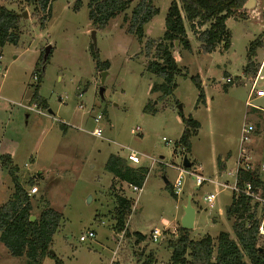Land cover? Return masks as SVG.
Instances as JSON below:
<instances>
[{"label": "rangeland", "instance_id": "1", "mask_svg": "<svg viewBox=\"0 0 264 264\" xmlns=\"http://www.w3.org/2000/svg\"><path fill=\"white\" fill-rule=\"evenodd\" d=\"M89 1L51 0L47 15L26 0H0V6L17 14L26 12L25 18L19 16L17 44L0 48V156L5 151L12 153L20 183L26 190L37 187L31 197L34 218L45 206L61 214L51 251L63 264H136L150 252L152 264H169L170 243L179 234L184 214L182 201L189 194L197 211L195 228L188 230L190 239L205 234L215 238L220 231L234 237V219L223 208L224 203L231 202V191L220 190L210 207L203 197L216 186L206 182L198 187L194 177L187 175L177 199L170 190L177 171L170 165H179L186 155L192 167L200 163L204 174L218 178L217 157L227 156L223 161L226 169L234 168L241 128L250 124L254 130L247 149L263 182L264 195V169H259L264 164V97L253 98L252 106L245 104L251 81L264 60V5L258 12L249 7L227 18L229 46L219 44L210 53L202 50L196 38V33L208 24L195 27L193 32L185 22L190 49L178 44L173 49L181 74L175 78L172 94L159 100L158 93H151L150 87L160 79L147 71L146 65L163 34L172 0H153L159 12L144 25L141 41L129 30L128 22L139 0H131L126 11L105 27L90 23ZM258 36L253 57L256 72L247 75L244 66L248 48ZM146 41L151 43L149 51L144 46ZM91 45L101 61L109 62L107 70L95 67ZM46 46L50 50L41 72L40 57ZM197 73L204 83L206 80L212 84L204 87L208 106L197 101L198 90L190 79ZM34 74L41 75L38 94L48 108L31 101L38 82ZM243 76L248 77L246 81ZM226 78L232 82L225 83ZM260 88H264L263 81L257 82L256 89ZM147 104L155 109L153 113L143 111ZM181 114L201 125L197 135L191 137L187 153L176 146L185 128ZM98 115L101 119L95 122ZM94 128L100 130L101 137L91 133ZM124 147L141 154L139 165L148 169L139 192L120 181L111 189L113 176L104 166L111 154L127 160ZM152 159L158 162L152 163ZM30 178L34 183L29 187ZM12 192L11 179L0 161V206ZM113 193L131 200L127 229L143 233V241L137 242L132 233L120 234L114 229ZM155 227L162 230L158 241L150 238ZM88 231L94 237L80 241L79 236ZM258 243H264V235ZM0 264L26 263L24 257H12L0 243ZM40 264H53V260L44 257Z\"/></svg>", "mask_w": 264, "mask_h": 264}, {"label": "trees", "instance_id": "2", "mask_svg": "<svg viewBox=\"0 0 264 264\" xmlns=\"http://www.w3.org/2000/svg\"><path fill=\"white\" fill-rule=\"evenodd\" d=\"M39 11L49 14L51 0H26ZM248 0H172L168 6L164 18V31L161 38L154 45V53L146 65V70L160 79L159 83H153L151 93H158L157 99L172 94L176 87L175 78L181 74L180 68L173 55L175 42L186 50L190 49L187 38L185 22L195 32V27L208 26L196 33L197 40L201 43L202 50L206 53L213 52L219 44L228 48L230 34L226 27V20L237 10H246L244 5ZM131 0H90L88 3V18L95 27H105L108 22L118 14L126 11ZM158 8L153 5V0H139L130 11L128 18L129 30L136 35L139 41L144 37V25L158 14ZM126 16H124L125 18ZM19 16L13 10L0 6V48L6 44H17L20 33L18 30ZM45 20L40 17L41 25ZM264 34V31H263ZM262 34V35H263ZM260 36L254 39L248 48L249 56L244 66L245 74H254L253 57L255 48L259 45ZM150 41L145 42V48L150 50ZM90 46L91 55L95 60V67L99 71L109 68L108 61H101L97 50ZM41 53L40 62L42 72L48 55L43 59ZM49 54V53H48ZM37 84L32 93L31 101L38 107L48 108L46 101L38 94L41 75L37 74ZM190 79L198 90V102L204 101V92L200 79L191 76ZM143 111L153 113L155 109L148 104ZM184 130L176 141V146L181 147L185 153L190 151V139L199 129V122L191 116L184 117L181 114ZM1 164L6 168L13 185L10 198L0 206V243L8 250L12 257L25 258L26 264H40L44 257L51 258L53 264H63L50 249L52 238L57 231L61 214L54 209L45 206L33 220L32 195L23 187L17 175L18 168L12 163L8 154L0 156ZM224 162L217 161L220 170ZM105 170L112 174L111 189L115 182H124L129 186L142 188L148 169L144 166H131L124 158L111 154L106 163ZM251 182L256 189L263 188V182L257 170L239 171V185ZM33 178L28 179L27 186L33 185ZM34 186V185H33ZM169 187L168 184L165 186ZM171 194L176 197L172 188ZM114 229L117 233L130 235L126 230V220L131 213V200L124 194L113 193ZM226 215L234 219L231 237L228 232L220 231L215 238L205 234L193 240L188 237V229L179 227L176 240L170 241L169 264H264V243H258V228L255 213L251 201L244 195L231 197V203L226 210ZM132 235L137 242L143 241L146 236L139 232ZM154 258L148 253L146 258L136 264H152ZM113 264V263H112Z\"/></svg>", "mask_w": 264, "mask_h": 264}, {"label": "built area", "instance_id": "3", "mask_svg": "<svg viewBox=\"0 0 264 264\" xmlns=\"http://www.w3.org/2000/svg\"><path fill=\"white\" fill-rule=\"evenodd\" d=\"M37 74L33 75V79L37 80ZM258 81H263L264 83V60L260 64L255 78L251 81V87L249 89V93L245 104L247 106H252L253 98L264 97V88L256 89V85ZM232 82L231 78H226L225 83L229 84ZM27 109L31 110V108L27 107ZM101 119V116H97L94 121L98 122ZM254 128L252 125H244L241 128L240 136H239V152L236 160V166L234 168L233 180L226 182L221 181L217 177L211 178L209 176L203 175L200 173V169L197 167H189L185 168L182 166V161L179 165H170L173 169L177 171V176L172 184V190L174 194L177 196L181 191L182 179L184 176H192L195 180L196 186H202L204 183H212L216 186L213 191L206 193L203 197V200L208 204V206H213L216 196L220 190H230L231 194L234 196L244 195L248 197L251 201L252 209L255 213V219L257 220V228H258V237L264 235V195L261 193V189L254 188L253 184L249 181L244 182L242 186L239 185V171H254L255 166L251 164L249 150L247 149L248 143L251 141V134ZM93 135L97 137H101V132L97 128H94L91 132ZM165 143H169L168 140L163 138ZM126 148V147H124ZM127 153V161L129 163L139 165V154L136 151L130 150L126 148ZM158 162L156 159H152V163ZM261 170L264 169V164L260 166ZM135 192H139L141 188L137 186H131ZM220 188V189H219ZM37 191V187L34 185L28 190L29 195L35 194ZM162 235V230L159 228H153L150 231V238L152 241H158ZM94 237V233L92 231H88L85 234H81L79 236L80 241H85L88 238Z\"/></svg>", "mask_w": 264, "mask_h": 264}, {"label": "crops", "instance_id": "4", "mask_svg": "<svg viewBox=\"0 0 264 264\" xmlns=\"http://www.w3.org/2000/svg\"><path fill=\"white\" fill-rule=\"evenodd\" d=\"M263 1L264 0H255L254 1V4H253V7H252V11L253 12H258V11H260L259 9H261L262 7H263V5H264V3H263ZM225 24H226V22H225ZM187 34V33H186ZM197 75L199 76V79H200V83H201V87H202V89H203V92H204V101L203 102H201V104L202 105H204V106H208V98L206 97V92H205V88L204 87H209V86H211L212 87V84H210L208 81H206L205 80V83H204V79H203V77L201 76V75H199L198 73H197ZM244 77V80L246 81V79L248 78V77H246V76H243ZM210 81V80H209ZM207 85V86H206ZM47 103V102H46ZM48 105V104H47ZM199 127H201V125L199 124ZM182 133V132H181ZM197 133H198V131H197ZM197 133H196V135H197ZM181 135V134H180ZM180 135H179V137H180ZM178 137V138H179ZM3 154H8L9 156H10V158H11V160L13 161V154L12 153H8V152H4ZM225 158H227V156L226 157H220V159H221V161H224V159ZM218 159H219V156L217 157V161H218ZM197 165H196V167L197 168H199L200 169V173L201 174H203V175H206V174H204L203 173V169H202V165H200V163H196ZM216 164H217V162H216ZM138 166H140V165H138ZM235 168V167H234ZM234 168H230L229 170H227L226 169V164H223V166H222V169H221V171L222 172H218V166H217V174H218V179L219 180H221V181H226V182H229V181H232L233 180V174H234ZM38 174H40V173H38ZM207 176V175H206ZM224 177V178H223ZM120 184H124V182H119ZM176 198L178 199V197L176 196ZM188 199H189V201H190V203H191V205L194 207V209H195V219H194V224H193V229L195 228V225H196V214H197V211H196V207L193 205V203H192V200H193V197L191 196V194H189V196H188V198H187V200L186 201H182V207H183V209H184V207L186 206V204H187V201H188ZM231 203V202H230ZM229 203H224V205H223V208H224V210H227L228 208H229ZM219 214L221 213V208L219 209ZM218 214V215H219ZM181 216H182V214H181ZM181 221V220H180ZM127 222H126V230L129 232V234H131V233H133V232H131V231H129V229H127ZM134 232H136V231H134ZM140 233V232H139ZM120 234H123V233H120ZM142 235H144L143 233H141ZM145 236V235H144Z\"/></svg>", "mask_w": 264, "mask_h": 264}, {"label": "water", "instance_id": "5", "mask_svg": "<svg viewBox=\"0 0 264 264\" xmlns=\"http://www.w3.org/2000/svg\"><path fill=\"white\" fill-rule=\"evenodd\" d=\"M255 0H248L247 3L244 5V8H249V7H253ZM20 17L25 18L26 17V12H22L20 14H17ZM94 33V32H93ZM175 46H177V42H175ZM50 47L46 46V48L44 49V55H43V59H45L49 53ZM103 81V78L101 79V82ZM103 89L100 88L99 92L100 94H102ZM178 108L181 109V106L178 105ZM49 114H51V110L48 109ZM182 166L185 168H189L192 166V163L188 160L187 156L185 155L182 158ZM37 176L39 177V174H37ZM165 180V179H164ZM165 183H167V180H165ZM31 220L34 219V216H31L30 218ZM194 219H195V209L194 207L191 205L189 199L187 201L186 206L184 207V214L183 217L181 219V227L184 229H192L193 228V224H194Z\"/></svg>", "mask_w": 264, "mask_h": 264}]
</instances>
